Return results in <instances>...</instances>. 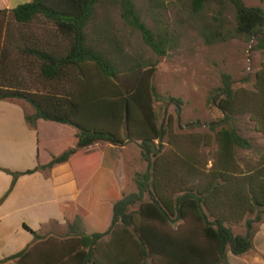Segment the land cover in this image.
I'll return each mask as SVG.
<instances>
[{"label": "trees", "instance_id": "1", "mask_svg": "<svg viewBox=\"0 0 264 264\" xmlns=\"http://www.w3.org/2000/svg\"><path fill=\"white\" fill-rule=\"evenodd\" d=\"M104 1L31 0L0 9L23 26L46 18L55 26L57 38L52 42L32 39L31 33L20 35L23 46L17 48L28 60L29 79L34 74L43 85L41 91L12 85L10 73L6 76L9 50L1 51L0 100L30 103L34 113L26 119L33 127L44 119L77 129V145L43 167L65 162L99 142L115 146L138 142L141 147L147 168L136 174V191H112L117 200L111 225L107 229L100 224V230L92 232L88 228L89 233L79 237L78 264H229V252L241 255L253 247L264 221V149L255 162L242 166L237 149H251L254 143L234 126L238 117L249 115L255 131L264 136V64L255 72L251 89L236 88L232 76L224 73L222 85L213 90L209 101L222 117L209 126L216 151L212 166L203 171L197 149L201 140L208 144L210 135L204 133L200 139L180 135L170 121L159 123L155 102L163 96L152 84L158 61L126 53L108 25L93 29L95 36L87 32ZM114 1L124 22L141 33L157 56H166L177 46V36L167 28H151L132 0ZM213 2L223 5V0H190L191 11L200 15ZM229 2L235 11L234 28L225 34L210 30L205 33L208 42L243 36L255 41L254 51L264 52V8L246 6L243 0ZM8 32L15 39V33ZM20 174L13 173L10 191ZM82 217L88 225V216ZM243 221L245 233L235 234L234 226ZM80 223L81 218H76L70 230L80 231ZM171 224H177L176 228ZM28 253L24 250L0 264L12 259L24 264Z\"/></svg>", "mask_w": 264, "mask_h": 264}, {"label": "rangeland", "instance_id": "2", "mask_svg": "<svg viewBox=\"0 0 264 264\" xmlns=\"http://www.w3.org/2000/svg\"><path fill=\"white\" fill-rule=\"evenodd\" d=\"M30 0H11L12 8ZM142 19L153 29L167 28L177 36V46L169 50L168 55L159 57L143 41L141 33L124 22L119 5L114 0H105L96 10V18L88 27L90 36L96 27L108 25L110 32L121 40L126 53L145 60H157L158 67L152 78V84L163 99L155 102L159 115V123L169 121L175 133L194 135L198 139L204 133L210 135L207 145L200 141L198 154L201 169L207 171L212 166L216 151L214 133L209 130L213 121H218L222 113L211 106L209 98L214 89L222 85V76L227 73L232 76L236 88L251 89L255 81V72L264 64V52L253 50L255 41L247 37H228L225 41L209 43L205 33L219 30L223 33L235 26V11L229 0H223V5L210 3L200 15L191 11L190 0H132ZM246 6H261L264 0H243ZM1 9V8H0ZM221 11V12H219ZM221 18V22L218 21ZM222 23L223 28H219ZM8 28V29H7ZM9 29L15 33V39L9 35ZM94 29V31H93ZM32 34L43 41L56 42L55 26L44 17H39L30 25H19L10 16L0 12V80L2 72V54L5 48L9 50L6 76L14 86L24 89L43 90V85L29 79L27 58L20 53L17 45L23 46L20 35ZM225 34V33H224ZM26 38V37H25ZM8 71V74H7ZM8 85V84H7ZM180 99L181 104L173 100ZM28 103L25 100H22ZM194 124H198L195 127ZM240 134L253 141L251 149H237L238 161L242 166L246 162H255L260 150L264 149V136L255 131L254 122L249 115L238 117L234 122ZM167 139V138H166ZM105 163L111 169L121 170V185L117 193L130 194L136 191V174L147 168L143 160L141 147L138 142H130L124 146L109 144L105 150ZM204 164L206 166L204 167ZM14 176V175H13ZM104 198L112 200V192L105 191ZM112 208H102V217L111 219ZM245 221L234 226L235 234L245 233ZM111 221L109 222V225ZM177 224L170 227L176 228ZM107 236L106 238H108ZM149 264H151L149 262Z\"/></svg>", "mask_w": 264, "mask_h": 264}, {"label": "crops", "instance_id": "3", "mask_svg": "<svg viewBox=\"0 0 264 264\" xmlns=\"http://www.w3.org/2000/svg\"><path fill=\"white\" fill-rule=\"evenodd\" d=\"M10 2L0 0V8L11 9ZM33 113L32 105L21 99L0 100V261L27 250L24 264H78L79 237L88 234V228L92 232L99 231L100 224L107 229L111 225L112 220L104 219L101 210L110 205L113 213L117 199L108 200L103 193L117 192L121 181L114 177L121 176V170L106 165L109 143L105 142L88 146L65 162L43 167L77 145V129L44 119L33 127L26 119ZM28 170L35 171L25 173ZM13 173L21 174L10 191ZM78 217L81 232H72L70 225ZM227 259L229 264H264V221L253 247L241 255L229 252ZM18 261L2 264H20Z\"/></svg>", "mask_w": 264, "mask_h": 264}]
</instances>
